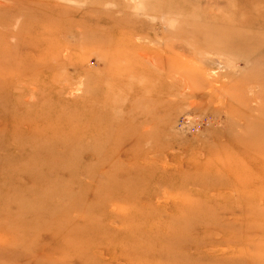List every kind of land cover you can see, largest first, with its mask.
Here are the masks:
<instances>
[{"label":"rangeland","instance_id":"rangeland-1","mask_svg":"<svg viewBox=\"0 0 264 264\" xmlns=\"http://www.w3.org/2000/svg\"><path fill=\"white\" fill-rule=\"evenodd\" d=\"M0 264H264V0H0Z\"/></svg>","mask_w":264,"mask_h":264},{"label":"bare ground","instance_id":"bare-ground-1","mask_svg":"<svg viewBox=\"0 0 264 264\" xmlns=\"http://www.w3.org/2000/svg\"><path fill=\"white\" fill-rule=\"evenodd\" d=\"M259 9H260V7H259ZM262 11V13H263V10H261ZM100 20V19H99ZM246 20V19H245ZM101 21H103V20H101ZM260 21H261V19H260ZM248 22V21H247ZM261 23V22H260ZM250 24H253L252 22L250 23ZM254 25V24H253ZM245 26V25H244ZM247 26V25H246ZM256 26V25H255ZM88 33V32H87ZM81 39H83V38H81ZM146 57V56H145ZM56 58V57H55ZM145 61V60H144ZM66 67V66H65ZM145 72V71H144ZM130 75V74H129ZM63 89V88H62ZM72 91V90H71ZM80 91V90H79ZM32 96V95H31ZM37 99V98H36ZM32 101V100H31ZM40 130V129H39ZM36 136V135H35ZM36 143V142H35ZM34 143V144H35ZM36 145V144H35ZM95 210V209H94ZM58 211H59V213H58V216H60V217H64V215H67V213H66V208L65 207H58ZM44 212H45V214H46V217H45V221L43 222V223H41V224H44L45 225V223H46V220H47V212L44 210ZM45 216V215H44ZM38 227L40 228V226L38 225ZM37 227V228H38ZM98 228V227H97ZM59 229H61V224L59 223ZM71 230L72 231V233H68V235H67V238H68V241H69V243H74L77 239H81V238H83L84 236H86V235H81V236H76L78 233H80V232H83V226H82V224L81 223H79V224H72V226L70 225V227L66 230L67 232H68V230ZM76 236V237H75ZM69 237H71V238H69Z\"/></svg>","mask_w":264,"mask_h":264},{"label":"built area","instance_id":"built-area-1","mask_svg":"<svg viewBox=\"0 0 264 264\" xmlns=\"http://www.w3.org/2000/svg\"><path fill=\"white\" fill-rule=\"evenodd\" d=\"M191 121H192V118H188V119L183 118V119L181 120V122H180V125H181V126H188V125L191 124Z\"/></svg>","mask_w":264,"mask_h":264}]
</instances>
